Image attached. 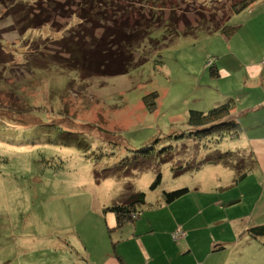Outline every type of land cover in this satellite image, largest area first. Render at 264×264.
<instances>
[{"label": "rangeland", "instance_id": "374dc122", "mask_svg": "<svg viewBox=\"0 0 264 264\" xmlns=\"http://www.w3.org/2000/svg\"><path fill=\"white\" fill-rule=\"evenodd\" d=\"M38 1L0 0V264H46L69 254L79 261L91 239L110 238L107 224L116 216L104 207L136 192L146 201L136 220L112 231L116 237L130 223L153 225L152 248L170 249L168 237L186 243L170 235L181 228L204 264H264V237L244 225L252 223L248 214L264 220L263 200L257 206L264 174L235 182L236 167L206 161L234 151L247 169L250 158L239 150L254 130L219 145L187 134L190 109L231 99L245 128L264 111L254 109L264 101V0L240 11L232 9L240 0H159L175 24L151 29L129 72L88 80L75 70L31 67L78 23L60 16L21 34L13 13L19 3L41 8ZM131 5L135 18L153 12ZM223 24L235 31L227 35ZM221 243L227 246L219 250Z\"/></svg>", "mask_w": 264, "mask_h": 264}, {"label": "trees", "instance_id": "16d2710c", "mask_svg": "<svg viewBox=\"0 0 264 264\" xmlns=\"http://www.w3.org/2000/svg\"><path fill=\"white\" fill-rule=\"evenodd\" d=\"M256 1L258 0H240L232 9L240 11ZM137 2L148 4L153 8V12L142 13L135 18L129 8L132 7V3ZM159 2V0H39L38 5L41 8L38 9H28L25 4L19 3V8L15 10L13 16L20 25L21 34L36 31L42 26L48 28L49 25L58 21L60 16L77 18L78 23L74 28L61 39L52 41L57 46L53 50V55L41 62H35L31 67L34 70L51 67L75 70L79 73L81 80H88L96 76L125 74L142 61L141 58L136 60V52L151 29L163 23L175 24L176 21L173 15L166 17L162 15L161 8L158 7ZM71 8H74L73 13H64L65 9ZM36 10H41V13L39 11L35 13ZM218 28L229 35L235 31L236 27L223 24ZM214 69V73L219 74V70ZM146 103L148 106H154L156 102L146 98ZM234 105L235 103L230 99L207 111L190 109L187 119L188 136L199 139L210 138L216 145L226 138H237L236 135H240L242 127L240 121L232 115ZM187 134L176 135V138ZM238 155L234 151H227L209 156L206 161L212 164L224 162L233 168L236 167L235 182H239L244 180L252 170L253 159L250 155L248 156L251 163L247 169H244L243 164L237 159ZM181 168L191 169L189 166ZM145 201L146 193L136 192L130 194L122 203L105 206L104 210L114 212L116 227L120 228L125 222L138 217L136 206ZM113 229L109 226L111 234ZM248 232L255 238L264 237V224L252 227ZM123 264L127 263L124 261Z\"/></svg>", "mask_w": 264, "mask_h": 264}, {"label": "crops", "instance_id": "0c3cea01", "mask_svg": "<svg viewBox=\"0 0 264 264\" xmlns=\"http://www.w3.org/2000/svg\"><path fill=\"white\" fill-rule=\"evenodd\" d=\"M262 108H264V101L257 104L254 109L258 111ZM257 113L259 116L256 115L251 122L248 121L247 125L249 128H245L244 125H242L243 123L241 122L240 116L238 115V120L240 121L242 127L240 136L245 129L254 130V134L252 136L249 135V132L247 133V136H245L246 142L242 149L239 150L247 156H249L251 152L253 153L251 155L253 159L252 170H250L247 177H249L251 172L255 170L261 174H264V111ZM251 118L252 116L247 117V119ZM262 193L263 194L260 198V202L257 204V206L262 204V200L264 202V191ZM247 216L248 220L252 222L251 224H248L246 221H244V225L245 227H248V229L264 224V220H258V218H255L254 214L251 215L253 217V221L251 220L249 214ZM128 222L130 221L125 222L120 228H117V221L114 218V224L108 223L107 225H111L110 227L114 228L113 231H118L119 229L123 231L124 227L129 225ZM136 223H130L131 230L125 236H123V232L120 236L116 237L113 232L110 234V236H108L110 238L107 241L100 239L101 242L96 243V241L91 239L90 242L93 244V249L86 247L87 252L84 253V256L79 261V257L76 260L72 254H69L65 258H53V260L48 261L46 264H123L124 261L127 264H195L196 260L194 261V259H192V257H195V250L191 244L190 235L186 236L187 241L184 245L181 243L177 245L168 237L169 242L173 245V247L170 249L166 248L158 250L152 248L154 245L151 243L155 241L150 239L154 236L152 235L153 233H150L154 231V226L149 225L144 228L143 225V230H139ZM170 235L172 236V233ZM95 245V248L98 249H94ZM100 245L102 247H99ZM105 245H108L109 248H105ZM226 246V243H221L218 246V249H225ZM72 251L73 250L71 249L69 252L71 253ZM25 253H27V251ZM195 258L200 259L202 261L201 264H204L205 258L199 256H196Z\"/></svg>", "mask_w": 264, "mask_h": 264}, {"label": "built area", "instance_id": "2783aa9c", "mask_svg": "<svg viewBox=\"0 0 264 264\" xmlns=\"http://www.w3.org/2000/svg\"><path fill=\"white\" fill-rule=\"evenodd\" d=\"M172 236H173L175 241L179 242L187 236V232L180 228V229H177L176 231H174L172 233Z\"/></svg>", "mask_w": 264, "mask_h": 264}]
</instances>
